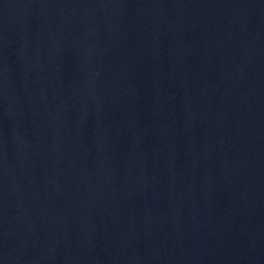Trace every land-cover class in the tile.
Listing matches in <instances>:
<instances>
[{
	"label": "water",
	"instance_id": "obj_1",
	"mask_svg": "<svg viewBox=\"0 0 264 264\" xmlns=\"http://www.w3.org/2000/svg\"><path fill=\"white\" fill-rule=\"evenodd\" d=\"M0 264H264V0H0Z\"/></svg>",
	"mask_w": 264,
	"mask_h": 264
}]
</instances>
